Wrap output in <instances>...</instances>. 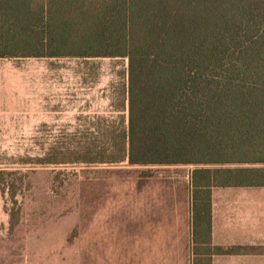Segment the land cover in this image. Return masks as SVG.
<instances>
[{"label": "trees", "instance_id": "1", "mask_svg": "<svg viewBox=\"0 0 264 264\" xmlns=\"http://www.w3.org/2000/svg\"><path fill=\"white\" fill-rule=\"evenodd\" d=\"M0 57L127 58L115 161L195 166L193 264L246 251L213 244L212 190L264 187V0H0Z\"/></svg>", "mask_w": 264, "mask_h": 264}, {"label": "rangeland", "instance_id": "2", "mask_svg": "<svg viewBox=\"0 0 264 264\" xmlns=\"http://www.w3.org/2000/svg\"><path fill=\"white\" fill-rule=\"evenodd\" d=\"M127 78L124 57H0V264H193L195 166L115 161Z\"/></svg>", "mask_w": 264, "mask_h": 264}, {"label": "crops", "instance_id": "3", "mask_svg": "<svg viewBox=\"0 0 264 264\" xmlns=\"http://www.w3.org/2000/svg\"><path fill=\"white\" fill-rule=\"evenodd\" d=\"M236 195L245 198H228ZM212 201L213 244L246 249L214 254L212 264H264V187H215Z\"/></svg>", "mask_w": 264, "mask_h": 264}]
</instances>
